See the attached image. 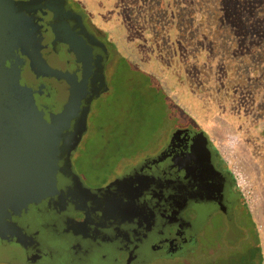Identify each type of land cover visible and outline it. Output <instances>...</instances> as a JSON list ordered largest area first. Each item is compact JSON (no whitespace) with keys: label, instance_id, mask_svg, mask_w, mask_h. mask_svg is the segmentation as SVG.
<instances>
[{"label":"flooded vegetation","instance_id":"af4514ba","mask_svg":"<svg viewBox=\"0 0 264 264\" xmlns=\"http://www.w3.org/2000/svg\"><path fill=\"white\" fill-rule=\"evenodd\" d=\"M84 21L86 23V17ZM70 72L73 78L76 75L79 79L89 77L85 70L84 73L78 69H71ZM28 76L30 79V74ZM82 81L88 87L94 84L92 78ZM28 86L31 88L33 85L27 81ZM43 100L45 98L38 95L34 98L44 118L58 113L57 99L54 112L45 108L54 109L55 102ZM16 107L21 109L20 113L23 111L21 105ZM81 118L82 115L76 123L77 132H81ZM180 119L184 124V117L180 115ZM188 124L175 128L159 153L132 164L107 184L94 187H105L141 162L158 158L153 164L127 173L129 176L125 182L117 186L125 185L128 193V189L114 192L112 195L117 196L120 203L105 212L86 215L76 210L78 204L63 198L62 192L66 190L62 184L68 181V177L66 174L61 176V143L53 153L39 152L31 181H18L22 179L20 176L14 180L19 184L17 198L10 201L0 197V264H130L133 259L141 264H190L193 259L189 253L197 248L196 236L214 213L225 218L223 241L202 263L211 264L220 257L228 256V251H238L243 242L254 246L256 241L253 239L259 237V232L235 178L211 138L208 136L206 141L197 129L192 130L198 125ZM39 125L43 129V124ZM81 139L78 142L75 139L66 140L63 148V152L70 155L73 168L72 158ZM43 141L47 140L44 138ZM219 160L225 163L226 171L220 170ZM147 174L149 178L144 177V184L139 185L140 177ZM152 175L155 177L150 178ZM8 180L10 178L0 170V195L5 187L3 183ZM145 186H149L150 191H145ZM203 186L212 187V193L205 192ZM11 191L9 188L7 192ZM196 197L199 200L196 201ZM239 201L246 210L242 209V212L251 222L250 228H246L248 232L237 228L233 220ZM66 232H72L68 240H65Z\"/></svg>","mask_w":264,"mask_h":264},{"label":"trees","instance_id":"16d2710c","mask_svg":"<svg viewBox=\"0 0 264 264\" xmlns=\"http://www.w3.org/2000/svg\"><path fill=\"white\" fill-rule=\"evenodd\" d=\"M75 2L102 39L153 65L155 73L144 72L173 111L208 135V128L237 132L248 153L260 155L264 178V0ZM253 240L245 255L211 264L226 257V264H264L260 235Z\"/></svg>","mask_w":264,"mask_h":264},{"label":"water","instance_id":"95a60500","mask_svg":"<svg viewBox=\"0 0 264 264\" xmlns=\"http://www.w3.org/2000/svg\"><path fill=\"white\" fill-rule=\"evenodd\" d=\"M85 17L83 11L73 10L68 0H0V159L5 157L0 161V170L10 178L3 183L5 187L0 197L4 200L17 198L18 181H31L39 152L53 153L60 143L61 176L66 174L68 177V181L62 184L66 190L62 192L63 198L78 204L76 210L86 215L105 212L120 203L112 194L128 189L125 185L117 186L125 182L129 176L127 173L158 161V158L145 160L105 187L94 189L83 182L70 163V155L63 152L66 140L78 142L81 139L86 131L91 102L107 90L104 68L109 52L89 30ZM71 69H78L81 73L85 70L88 79H79L78 75L73 78ZM91 78L94 84L91 87L84 85L82 80ZM27 81L33 85L31 88L26 87ZM37 95L49 103L55 102L54 109L45 108L49 112L56 111L57 99L58 113L44 118L34 101ZM17 104L23 107L21 113ZM80 115L83 122L78 133L75 127ZM58 122L60 124L56 125ZM39 124H43V129ZM193 129L208 140L207 133L198 126ZM44 138L47 141L44 142ZM19 176L22 179L14 181ZM144 177L149 178V174L140 177L139 185L144 184ZM145 187V191H150L149 186ZM9 188L10 193L7 192ZM202 188L212 193V187ZM61 234L63 239L64 232ZM71 236L72 232H66L65 240ZM129 263L141 264L134 259Z\"/></svg>","mask_w":264,"mask_h":264},{"label":"rangeland","instance_id":"374dc122","mask_svg":"<svg viewBox=\"0 0 264 264\" xmlns=\"http://www.w3.org/2000/svg\"><path fill=\"white\" fill-rule=\"evenodd\" d=\"M68 2L72 8L86 14L87 26L101 38L109 52L104 68L107 90L91 102L87 131L72 158L74 169L83 181L91 188L101 187L132 164L159 153L166 146L172 131L177 127L188 126L189 121L181 123L178 111H173L169 105L170 99L161 89L154 87L152 77L144 72L155 73L153 65L145 67L146 63L137 50L115 47L102 39L93 27L92 16L86 6L81 8L75 0ZM207 130V135L237 178L264 250V178L260 174V155L253 151L248 153L235 131L216 133L211 128ZM218 164L220 170L226 171L223 160H219ZM242 209L246 212L239 201L234 209L233 220L237 228L248 232L246 228H250L251 222ZM225 228L226 222L222 215L214 213L209 217L196 236L197 248L189 253L193 259L190 264L202 263L207 255L213 254V250L223 241ZM250 248L247 242H243L238 251L245 255ZM232 252L228 251V254ZM226 261L227 257L221 258L218 263L226 264ZM240 264L250 263L244 260Z\"/></svg>","mask_w":264,"mask_h":264},{"label":"built area","instance_id":"2783aa9c","mask_svg":"<svg viewBox=\"0 0 264 264\" xmlns=\"http://www.w3.org/2000/svg\"><path fill=\"white\" fill-rule=\"evenodd\" d=\"M231 171V170H230ZM231 173H232V175H233V177L235 178V180H236V182H237V178L235 177V175H234V173H233V171H231ZM237 185H238V187H239V184H238V182H237ZM241 191V190H240ZM241 193H242V195H243V197H244V199L246 198L245 197V195H244V193L241 191ZM246 201V200H245ZM246 204H247V206H248V203L246 202ZM249 207V206H248ZM249 209H250V207H249Z\"/></svg>","mask_w":264,"mask_h":264}]
</instances>
